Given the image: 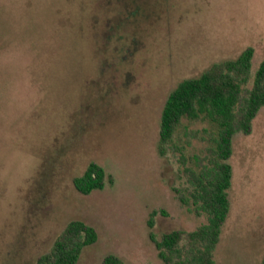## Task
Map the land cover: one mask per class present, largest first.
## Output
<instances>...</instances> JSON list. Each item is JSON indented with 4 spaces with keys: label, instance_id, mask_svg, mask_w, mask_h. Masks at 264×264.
<instances>
[{
    "label": "rangeland",
    "instance_id": "rangeland-1",
    "mask_svg": "<svg viewBox=\"0 0 264 264\" xmlns=\"http://www.w3.org/2000/svg\"><path fill=\"white\" fill-rule=\"evenodd\" d=\"M247 46L253 74L264 58V0H0V264H35L72 219L97 231L78 264L108 253L165 264L153 238L207 222L192 205L190 172L215 128L183 119L178 147L159 152L165 100ZM91 161L107 180L82 195L72 178ZM230 162L214 260L261 264L264 107L250 134L234 135Z\"/></svg>",
    "mask_w": 264,
    "mask_h": 264
},
{
    "label": "trees",
    "instance_id": "trees-1",
    "mask_svg": "<svg viewBox=\"0 0 264 264\" xmlns=\"http://www.w3.org/2000/svg\"><path fill=\"white\" fill-rule=\"evenodd\" d=\"M253 54V47L247 46L237 57L213 63L199 76L180 81L165 100L158 131L159 152L178 147L183 119L208 121L215 127L200 168L190 172L192 205L197 214L207 216V222L191 231L175 229L162 233L159 239L153 238L158 256L165 264H216L214 250L231 205L233 137L237 132L250 134L253 119L264 107V58L252 74ZM106 178L104 168L91 161L82 174L72 178V185L78 193L88 195L103 189ZM179 199L186 202L182 195ZM157 213L152 211L150 227ZM96 239L93 225L72 219L50 250L36 258L35 264H78L84 249ZM100 264L125 263L108 253Z\"/></svg>",
    "mask_w": 264,
    "mask_h": 264
}]
</instances>
